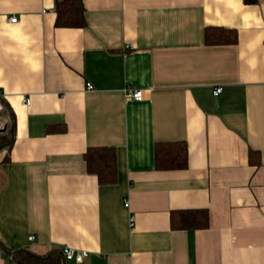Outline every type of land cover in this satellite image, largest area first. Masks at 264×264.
Masks as SVG:
<instances>
[{"label": "crops", "instance_id": "crops-1", "mask_svg": "<svg viewBox=\"0 0 264 264\" xmlns=\"http://www.w3.org/2000/svg\"><path fill=\"white\" fill-rule=\"evenodd\" d=\"M81 1L85 26L62 29L53 0H0L13 135L0 148V264L62 247L87 253L80 264H264V0ZM210 28L236 43L206 46ZM171 143L186 167L155 170L154 146ZM98 147L115 151L113 185L86 173ZM178 211H205L207 227L171 230Z\"/></svg>", "mask_w": 264, "mask_h": 264}, {"label": "trees", "instance_id": "trees-1", "mask_svg": "<svg viewBox=\"0 0 264 264\" xmlns=\"http://www.w3.org/2000/svg\"><path fill=\"white\" fill-rule=\"evenodd\" d=\"M56 28L79 29L85 26L84 8L81 0H53ZM206 46H226L235 44V32L223 28H210L203 31ZM8 136V137H6ZM12 125L0 133V148L10 147ZM155 170H183L186 167V147L182 143L156 144L153 148ZM86 173L95 176L98 185H113L116 180L115 151L112 148H88L82 155ZM170 229L177 231L203 230L207 227L208 216L205 211L173 212ZM10 254L13 264H60V251L44 256L28 250H17Z\"/></svg>", "mask_w": 264, "mask_h": 264}, {"label": "built area", "instance_id": "built-area-1", "mask_svg": "<svg viewBox=\"0 0 264 264\" xmlns=\"http://www.w3.org/2000/svg\"><path fill=\"white\" fill-rule=\"evenodd\" d=\"M8 22L10 24L15 23L16 22V18H8ZM85 89L87 90H92V88L90 87V85L86 84L85 85ZM222 88L221 87H215L212 90V96H216L221 92ZM0 97H1V92H0ZM124 98L125 100H130L132 102H137L140 103V101L142 100V90L134 88V87H126L125 91H124ZM29 103V99L27 97H24V99L22 100V104L23 105H28ZM2 111V106H0V112ZM0 128H4L3 123L0 121ZM128 204L125 202L124 203V207L127 208ZM133 223V218L130 216L129 217V227L132 225ZM34 240L33 237H29L28 238V242H32ZM60 253H61V257L63 262L69 263V264H80L85 258H87V253L85 252H78L74 249H69L66 247H62L59 249Z\"/></svg>", "mask_w": 264, "mask_h": 264}, {"label": "water", "instance_id": "water-1", "mask_svg": "<svg viewBox=\"0 0 264 264\" xmlns=\"http://www.w3.org/2000/svg\"><path fill=\"white\" fill-rule=\"evenodd\" d=\"M4 130V128H0V132H2Z\"/></svg>", "mask_w": 264, "mask_h": 264}, {"label": "rangeland", "instance_id": "rangeland-1", "mask_svg": "<svg viewBox=\"0 0 264 264\" xmlns=\"http://www.w3.org/2000/svg\"><path fill=\"white\" fill-rule=\"evenodd\" d=\"M6 137H8V136H6Z\"/></svg>", "mask_w": 264, "mask_h": 264}]
</instances>
